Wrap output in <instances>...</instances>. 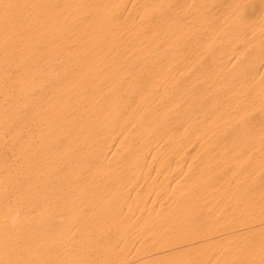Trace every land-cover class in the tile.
Wrapping results in <instances>:
<instances>
[{
	"label": "bare ground",
	"instance_id": "bare-ground-1",
	"mask_svg": "<svg viewBox=\"0 0 264 264\" xmlns=\"http://www.w3.org/2000/svg\"><path fill=\"white\" fill-rule=\"evenodd\" d=\"M0 264H264V0H0Z\"/></svg>",
	"mask_w": 264,
	"mask_h": 264
}]
</instances>
